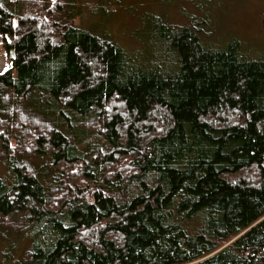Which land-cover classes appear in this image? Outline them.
<instances>
[{"label":"trees","instance_id":"trees-1","mask_svg":"<svg viewBox=\"0 0 264 264\" xmlns=\"http://www.w3.org/2000/svg\"><path fill=\"white\" fill-rule=\"evenodd\" d=\"M77 16L0 0V239L24 264H264V60L200 23L149 13L128 49Z\"/></svg>","mask_w":264,"mask_h":264},{"label":"rangeland","instance_id":"rangeland-1","mask_svg":"<svg viewBox=\"0 0 264 264\" xmlns=\"http://www.w3.org/2000/svg\"><path fill=\"white\" fill-rule=\"evenodd\" d=\"M72 1L78 12L73 22L75 26L108 36L128 49L142 48L136 37L146 40L145 24L149 21L148 15L157 13L174 25L202 24L204 38L214 45L224 47L229 40L237 38L243 43L246 53L264 60V0ZM10 67L0 36V74ZM90 141L94 142L90 137L84 145L89 147ZM12 145L15 146L14 143ZM34 151H26V157L32 158L33 167L39 169L50 163L44 156L35 157ZM28 248L29 242L25 236L11 235L7 241L0 239V264L23 263Z\"/></svg>","mask_w":264,"mask_h":264},{"label":"snow or ice","instance_id":"snow-or-ice-1","mask_svg":"<svg viewBox=\"0 0 264 264\" xmlns=\"http://www.w3.org/2000/svg\"><path fill=\"white\" fill-rule=\"evenodd\" d=\"M7 69H5V71H6Z\"/></svg>","mask_w":264,"mask_h":264}]
</instances>
